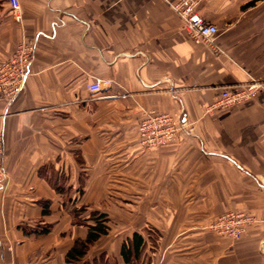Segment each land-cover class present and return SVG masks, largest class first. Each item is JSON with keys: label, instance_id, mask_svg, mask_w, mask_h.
<instances>
[{"label": "crops", "instance_id": "crops-1", "mask_svg": "<svg viewBox=\"0 0 264 264\" xmlns=\"http://www.w3.org/2000/svg\"><path fill=\"white\" fill-rule=\"evenodd\" d=\"M169 1L18 0L15 13L0 0V63L35 43L23 91L0 97V264H66L93 224L74 211H100L109 193L133 195V224L159 232L151 264H264V0H208L213 47ZM251 82L253 98L209 110ZM150 112L183 125L154 149L138 134ZM238 211L256 219L241 238L204 228ZM105 238L88 254L107 252Z\"/></svg>", "mask_w": 264, "mask_h": 264}, {"label": "built area", "instance_id": "built-area-1", "mask_svg": "<svg viewBox=\"0 0 264 264\" xmlns=\"http://www.w3.org/2000/svg\"><path fill=\"white\" fill-rule=\"evenodd\" d=\"M208 0H174L168 4L183 22L184 30L189 38L197 45L214 46L219 29L216 25L207 23L200 15V8ZM13 12L19 11L18 0H10ZM218 52L219 48H215ZM35 53L34 42H22L15 48L14 53L0 63V97L9 106L23 91L25 82L30 74ZM263 85L251 82L242 85L240 89L221 91L217 100L209 107L212 109H226L253 98ZM91 93H99L102 90L100 81L88 86ZM183 128L179 121L174 120L169 114L150 112L142 120L138 134L143 147L154 149L171 141L177 132ZM3 131L0 129V186H3L8 176L3 164ZM254 219L245 213H226L209 228L221 236L231 239H239L247 226Z\"/></svg>", "mask_w": 264, "mask_h": 264}, {"label": "rangeland", "instance_id": "rangeland-1", "mask_svg": "<svg viewBox=\"0 0 264 264\" xmlns=\"http://www.w3.org/2000/svg\"><path fill=\"white\" fill-rule=\"evenodd\" d=\"M180 131H181V129L177 132V134ZM177 134H176V136H177ZM80 190L81 191H79L77 196H81L82 189H80ZM99 206L101 207V210L99 212H104L107 214L108 225L110 227L109 228V230H110L109 234L107 236H104V237H106L104 240V246L107 245L109 247V250L107 252H105V256L103 257L102 262H99V264H123V261L120 257V252L117 249V246L119 245L121 239H124V237H126L127 235L132 236L136 232L143 236L144 241H145V247L143 249V253H142L140 259L138 261L134 262V264H151L152 263V254L155 252V249L159 247L158 246L159 242H157V240L159 239L160 234H159V232H157L155 230V228H151L148 224L144 225V226H135L133 224V213H134L133 195L109 193V194H106L105 196H103V199H101ZM95 211H98V210H95ZM90 213L91 212H89V211H85L84 213H81V215H80L81 218L79 217V220H83V217H85L86 215H87V217L90 216ZM227 213H245V214L251 216L254 219V222L256 221L254 216H252L251 214H249L248 212H245V211L227 212ZM222 215H224V214H222ZM222 215H220V216H222ZM215 221L208 224L204 228L208 231L214 232L213 230H211L209 228V226H211ZM253 223L248 225L247 228L249 226H251ZM134 231H136V232H134ZM245 232H246V230H245ZM219 236H221V235H219ZM221 237H225V236H221ZM226 238H228V237H226ZM234 240H237V239H234ZM99 253H100L99 251H96V252H92L91 254H88V256H86L84 259L85 262L88 264H93V262H92L93 255H97L96 257H98ZM99 257H100V255H99Z\"/></svg>", "mask_w": 264, "mask_h": 264}, {"label": "trees", "instance_id": "trees-1", "mask_svg": "<svg viewBox=\"0 0 264 264\" xmlns=\"http://www.w3.org/2000/svg\"><path fill=\"white\" fill-rule=\"evenodd\" d=\"M86 211L85 208L77 209L74 211V217L77 222L85 224L84 220H79L81 213ZM81 218V217H80ZM88 220L93 221L92 225H87L88 234L85 239H77L72 248L66 255V264H88L85 262L91 246H93L100 238L109 234L108 216L104 212L92 211ZM47 230L42 231V233ZM145 247V241L141 234L134 233L131 237H128L121 245L120 257L123 264H134L138 261L143 253ZM105 253H102L100 257H96L92 260L93 264H99L102 262Z\"/></svg>", "mask_w": 264, "mask_h": 264}]
</instances>
